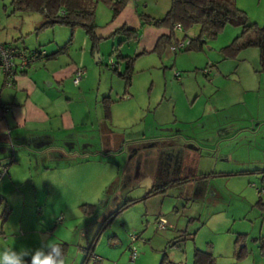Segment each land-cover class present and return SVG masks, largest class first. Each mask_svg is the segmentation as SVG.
Masks as SVG:
<instances>
[{
    "label": "rangeland",
    "instance_id": "1",
    "mask_svg": "<svg viewBox=\"0 0 264 264\" xmlns=\"http://www.w3.org/2000/svg\"><path fill=\"white\" fill-rule=\"evenodd\" d=\"M236 4L250 23L264 25V0ZM4 5L9 15L10 0ZM159 5H167V0ZM23 15V21L17 19L20 24L27 20ZM176 31L177 39H183V31ZM198 32V26L192 27L186 39ZM241 33V27L227 25L215 38H204L202 47L168 53L164 63L152 67L155 56L141 58L126 92L124 81L107 67L114 79L111 133L93 130L70 148H56L61 142L49 141L48 148L42 143L16 145L0 155V172L8 171L0 176V196L11 209L4 226L0 222V248L34 249L42 239L49 240L63 247L65 264H190L195 250L209 252L214 264H264L259 246L264 212L257 204L264 201L262 174H238L244 171L236 170L251 167L233 160L252 148L235 137H222L225 126L240 121L251 126L247 112L241 120H231L232 115L251 109L257 100L259 107L264 103L258 48L242 49L236 58H225L221 51ZM211 64L210 75H204L202 69ZM236 68L242 73L240 83L226 82L225 74ZM249 87L254 91L247 92L242 107L241 92ZM129 88L132 97L123 99ZM158 133L165 138L153 140ZM213 135L210 142L207 137ZM185 137L196 143L197 159L182 170L184 156L188 159ZM68 149L69 158H62ZM228 153L233 160L226 159ZM154 187L165 190L147 197ZM160 217L166 220L163 230L157 229ZM184 232L189 234L185 239ZM129 233L139 234V239L132 243ZM238 234L246 236L248 251L239 261L233 256ZM132 246L137 251L134 262L129 260Z\"/></svg>",
    "mask_w": 264,
    "mask_h": 264
},
{
    "label": "crops",
    "instance_id": "2",
    "mask_svg": "<svg viewBox=\"0 0 264 264\" xmlns=\"http://www.w3.org/2000/svg\"><path fill=\"white\" fill-rule=\"evenodd\" d=\"M159 1L129 0L114 19H111V9L99 3L95 11L97 25L95 34L100 42L97 48L94 49L82 29L77 28L71 31L69 28L57 24L40 28L45 21V17L44 15H33L32 12H29V14L20 12L21 15L27 14L23 15L27 19L24 22L26 25L24 23L20 24L17 19L22 20L23 17L16 15V12H9L8 15V8L4 5V0H0V43L16 48H42L48 55L55 53L66 45L62 52L46 57L45 60L35 63L25 72L18 74L12 87L4 84V76L0 72V155L6 153L9 148L12 150L16 145L25 148L39 147L41 143L45 145L49 141L53 143L60 141L61 146L57 145L56 148H70L74 140L86 139L88 133L93 130L98 134L101 131L111 133L114 114L111 112V120L107 122L103 117L102 107L103 98L110 97L113 100L110 91L113 89L112 82H114V79L110 71L107 70V67L112 70L113 66L109 62L115 63L117 56L134 57L146 52L142 54L143 56H138L139 58L136 59L134 67L140 68L141 58L147 56L150 59V56H155V59L151 57L154 62L150 60L153 64L148 66L152 67L156 63H164L168 53L172 54L168 47L161 58L151 53L158 38L163 35H170L171 32L164 27H155L151 24L141 25L138 16V13L142 12L152 18H161L169 9L171 2L167 0V5L161 7ZM3 15L5 16L3 17ZM121 26H127L129 29L137 31L139 34L138 39L135 42H122L117 46L118 43L123 41V37L120 35L110 36ZM176 32L174 29L173 34L175 36ZM69 39H71L70 43H68ZM124 45L128 49L124 50ZM114 49H117V53L110 58L109 55L113 53ZM129 49L132 51L131 54L126 52ZM96 51L100 56L95 59ZM122 65L123 63L120 62L115 67L120 71ZM78 67L84 69V75L79 83L75 85L73 76ZM239 70L236 68L229 75L225 74V81L236 79L240 83L242 73ZM258 86L256 92L260 91ZM130 88L128 89L127 99L132 97ZM249 91L252 92L254 89L251 87H249V90L243 88L241 92L242 100L240 104L242 107L246 105L244 97ZM259 95L258 93L257 97ZM257 102L258 104L251 109L242 110L243 112L240 115L231 116V120H241L245 119V113L247 112L251 126H245L240 121V125L225 126V133L222 134L225 140L235 137L240 140V144H248L252 148L253 152H245L243 156L236 158V160L230 157V153L225 154L226 159L229 157L231 160L234 159V163L248 164L251 167L236 170V172L264 170V103L259 107V100ZM113 106L112 104L111 111ZM95 125L97 129H94ZM157 129L163 131L162 127ZM247 134L250 135V138ZM214 136L217 135L212 137ZM141 137L146 136L141 135ZM151 137L153 140L165 138L159 133L153 134ZM207 138L210 142H213L216 137L214 139ZM108 140L111 142V137ZM184 143V151L187 152L188 159L184 156L182 170L186 168L187 163H193L192 160L197 159L195 157L197 145L193 142V139L185 137ZM45 147L48 148L49 146L45 145ZM51 147L54 148L55 146ZM70 151L68 149V152L63 153L62 158H69L67 155L71 154ZM199 160H196L197 165H199ZM10 161H15L12 156ZM261 181L264 183V174H262ZM191 260L190 264H193V254Z\"/></svg>",
    "mask_w": 264,
    "mask_h": 264
},
{
    "label": "trees",
    "instance_id": "3",
    "mask_svg": "<svg viewBox=\"0 0 264 264\" xmlns=\"http://www.w3.org/2000/svg\"><path fill=\"white\" fill-rule=\"evenodd\" d=\"M129 0H10L12 12H32L40 13L45 17V21L41 24L40 28L49 27L52 25H62L69 28L71 31L80 28L84 31L86 36L92 43L94 49L97 48L100 39L96 36L95 30L97 28L95 22V11L97 5L102 3L111 9V19L117 17L123 10ZM141 25L151 24L155 27H164L170 30V35H163L158 38L151 53L156 54L159 58L163 55L168 45L175 40H179L173 34L174 27L180 26V30L184 33L186 39V32L194 26L199 27L198 36L194 39H189L190 44L185 49L188 51L195 47H202L205 42L204 38H215L225 26H239L242 29L241 35L233 40L229 45L221 49L225 58H236L238 53L248 47H256L259 50V71L264 74V25L257 26L250 23L246 13L239 9L236 0H171L170 7L161 18H152L142 12L138 13ZM120 35L123 41L117 44L119 46L122 42L133 41L138 39V32L129 29L127 26H121L116 29L112 36ZM71 39H69V42ZM67 43V44H68ZM116 46V47H117ZM66 48L64 45L55 53L62 52ZM116 52L117 49H114ZM113 51V53H114ZM113 53L109 55L111 58ZM140 53L134 57H116L113 63L112 71L125 83V92L128 86L131 85V76L134 69V62ZM120 62L123 63V70L119 71L117 67ZM113 100L110 97L102 99L103 117L109 122L111 120V106ZM258 174H264V170H255ZM249 173L240 172L238 174ZM252 173V172H251ZM231 173H225V176ZM154 187L149 194H155L158 191L163 192L165 189L158 190ZM135 202V201H132ZM258 206L264 212V201L258 200ZM127 206V203L121 206L117 212L119 213ZM0 222L1 226L6 223L11 209L5 202L4 198L0 196ZM189 234L181 235L185 239ZM244 234H238L235 239L234 245V258L239 261L248 256V251L245 248ZM259 246L261 254H264V238L259 239ZM64 251V250H63ZM89 252V249H87ZM90 254V252H89ZM86 261V259H85ZM160 264H164L162 261ZM193 264H214V259L208 253L195 250L193 254Z\"/></svg>",
    "mask_w": 264,
    "mask_h": 264
},
{
    "label": "built area",
    "instance_id": "4",
    "mask_svg": "<svg viewBox=\"0 0 264 264\" xmlns=\"http://www.w3.org/2000/svg\"><path fill=\"white\" fill-rule=\"evenodd\" d=\"M175 30H180V26L176 25L174 27ZM190 41L188 39H179L172 41L168 45V49L172 54H176L181 51H185V49L189 46ZM47 52L42 48L36 49H25V48H16L11 45H5L0 43V72L4 76V84L8 87H12L14 85V81L18 74L25 72L31 66L39 61L45 60L47 57ZM111 66H113V62H109ZM210 67L208 65L204 69H202V73L204 75H210ZM84 75V69L82 67H78L73 76V83L77 85ZM175 76H178V73H175ZM210 80V78L208 77ZM127 99L128 96H124L123 99ZM7 173V168H3L0 172V176ZM166 227V220L163 217L158 218L157 221V229L163 230ZM131 242H135L139 239V234L129 233L128 234ZM129 260L134 262L136 260L137 251L134 246L130 248ZM90 258L93 260H97V257L90 254Z\"/></svg>",
    "mask_w": 264,
    "mask_h": 264
},
{
    "label": "clouds",
    "instance_id": "5",
    "mask_svg": "<svg viewBox=\"0 0 264 264\" xmlns=\"http://www.w3.org/2000/svg\"><path fill=\"white\" fill-rule=\"evenodd\" d=\"M0 264H65L63 247L49 240H41L39 247L0 248Z\"/></svg>",
    "mask_w": 264,
    "mask_h": 264
},
{
    "label": "water",
    "instance_id": "6",
    "mask_svg": "<svg viewBox=\"0 0 264 264\" xmlns=\"http://www.w3.org/2000/svg\"><path fill=\"white\" fill-rule=\"evenodd\" d=\"M99 56H100V55H99L98 51H96V52H95V59H96V58H99ZM95 61L97 62V60H95Z\"/></svg>",
    "mask_w": 264,
    "mask_h": 264
}]
</instances>
